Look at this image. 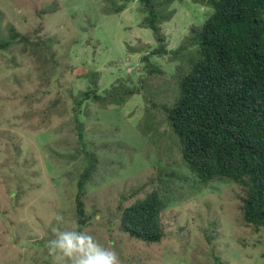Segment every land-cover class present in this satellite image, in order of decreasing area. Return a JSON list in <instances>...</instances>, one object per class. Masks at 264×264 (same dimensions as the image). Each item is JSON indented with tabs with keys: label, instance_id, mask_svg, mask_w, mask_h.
Instances as JSON below:
<instances>
[{
	"label": "rangeland",
	"instance_id": "obj_1",
	"mask_svg": "<svg viewBox=\"0 0 264 264\" xmlns=\"http://www.w3.org/2000/svg\"><path fill=\"white\" fill-rule=\"evenodd\" d=\"M54 1L56 13L37 15ZM118 6L122 11L114 13ZM140 7L139 0H0V35L13 26L52 40L47 55L21 44L0 51V264H53L46 247L53 215H63V227L70 228L76 182L86 165L75 118L85 149L98 159L84 188L89 221L83 230L114 248L122 264H264V230L241 221L237 188L199 184L163 113L153 107L176 98L174 73L185 62L171 52L210 10L192 0L161 8L173 11L161 24L168 53L150 56L163 74L149 76L141 58L157 43ZM94 71L95 86L89 79ZM133 88L142 91L106 104L88 100L73 112L80 92L105 97ZM163 170L181 179L161 183ZM192 186L196 192L189 193ZM153 190L164 200V237L146 244L120 232L118 206Z\"/></svg>",
	"mask_w": 264,
	"mask_h": 264
},
{
	"label": "trees",
	"instance_id": "obj_2",
	"mask_svg": "<svg viewBox=\"0 0 264 264\" xmlns=\"http://www.w3.org/2000/svg\"><path fill=\"white\" fill-rule=\"evenodd\" d=\"M174 1L179 0H139L143 24L157 43L155 49L141 58L149 76L163 74L151 63L150 56L168 53L161 24L171 18L173 11L163 12L161 8ZM192 2L208 8L210 13L202 24L190 27L179 48L171 52L185 62L175 69L178 91L173 103L153 104V107L161 110L177 137L187 170L204 186L213 182L233 184L237 188L241 221L258 232L264 230V0ZM122 8L118 6L113 11L119 13ZM57 9L58 3L54 1L38 10L37 15H53ZM4 30L0 35V51L21 44L23 49L44 48L40 52L47 55L51 39L20 34L13 26ZM89 79L95 86V71L90 72ZM143 83L141 80V86ZM141 91L114 89L105 97L98 96L95 90L80 92L73 99V112L88 100L106 104L116 97L139 95ZM75 123L77 143L86 165L76 182L73 211L83 230L89 221L84 188L97 171L98 159L93 151L85 149L83 125L76 118ZM164 178L181 179L175 172L159 171L161 183ZM193 187L188 188L189 193L196 192ZM163 207L164 200L158 190L127 207L120 202V232L146 244L159 243L164 237ZM203 233L210 241L207 237L210 234L205 230ZM211 255L217 263H222L219 256Z\"/></svg>",
	"mask_w": 264,
	"mask_h": 264
},
{
	"label": "clouds",
	"instance_id": "obj_3",
	"mask_svg": "<svg viewBox=\"0 0 264 264\" xmlns=\"http://www.w3.org/2000/svg\"><path fill=\"white\" fill-rule=\"evenodd\" d=\"M52 238L46 242L53 264H122L114 248L105 247L88 230H81L77 221L70 228L63 227V215H53Z\"/></svg>",
	"mask_w": 264,
	"mask_h": 264
}]
</instances>
